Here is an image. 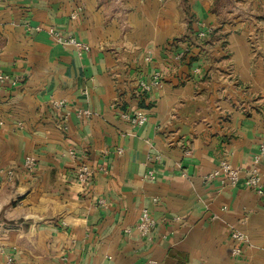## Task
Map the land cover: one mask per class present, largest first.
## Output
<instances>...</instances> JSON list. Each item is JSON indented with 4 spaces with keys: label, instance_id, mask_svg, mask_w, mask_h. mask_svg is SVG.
<instances>
[{
    "label": "crops",
    "instance_id": "0c3cea01",
    "mask_svg": "<svg viewBox=\"0 0 264 264\" xmlns=\"http://www.w3.org/2000/svg\"><path fill=\"white\" fill-rule=\"evenodd\" d=\"M0 71V264H264V194L210 176L264 140V0H0Z\"/></svg>",
    "mask_w": 264,
    "mask_h": 264
},
{
    "label": "built area",
    "instance_id": "2783aa9c",
    "mask_svg": "<svg viewBox=\"0 0 264 264\" xmlns=\"http://www.w3.org/2000/svg\"><path fill=\"white\" fill-rule=\"evenodd\" d=\"M82 10V6H77L74 8L70 13V18L75 19L79 15L80 11ZM212 29H201L198 32V37H205L209 32H211ZM50 33L52 36L59 42L64 44H69L77 48L79 50V53L83 50L88 49V45L76 38L73 35H64L59 30H57L56 27L52 26L50 28ZM12 82L13 84L18 82L17 77L10 76L9 74H6L2 71H0V90L3 86L6 85L7 82ZM139 87L145 91H152L154 89H159L163 87V78H162V72L155 71L150 76V78L144 79L141 78L138 81ZM52 105L57 109H63L67 108L68 104L65 99H54L52 101ZM88 113V112H87ZM121 116L123 118L128 119L131 124L133 125H142L147 120V115L144 111L138 110L137 112L133 113L132 115L129 112L123 111L121 112ZM118 151H122L119 149ZM69 155L72 158H76V150L74 148L69 149L68 151ZM264 156V140L261 141L258 152L255 154V156L252 159L251 165L248 168H243L239 166H234L228 161H222L210 174L211 177H221L228 181L231 184H236L240 180L243 181L245 186L253 189L257 194L263 195L264 194V184L262 182V173L260 169V163ZM22 167L24 171L28 175H33L37 171L38 167V161L37 158L33 155H27L24 158ZM7 174L11 178L14 174L13 169L6 170ZM93 169L88 166L87 164H80L76 166V176L77 179L82 183H88L92 176H93ZM150 178H155V176L152 174V172H149ZM157 226V220L156 218L150 213V211L147 208H144L141 210L138 220L135 224V229L145 237H150L152 235V231ZM232 239L237 243H243L246 241V236L238 231L234 230L231 234ZM240 248L239 246H235L232 249V253L234 255L239 254ZM10 261H12L10 259ZM150 264H159L157 260H151Z\"/></svg>",
    "mask_w": 264,
    "mask_h": 264
}]
</instances>
